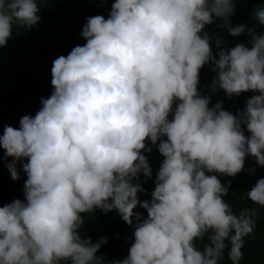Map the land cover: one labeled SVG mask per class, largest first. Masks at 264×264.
<instances>
[{"label": "clouds", "instance_id": "obj_1", "mask_svg": "<svg viewBox=\"0 0 264 264\" xmlns=\"http://www.w3.org/2000/svg\"><path fill=\"white\" fill-rule=\"evenodd\" d=\"M39 11L38 0H0V47L14 26H36ZM234 11L233 0H115L108 18H88L86 43L53 61L41 109L0 136L12 179L18 163L27 175L25 199L0 207V264H104L97 253L107 238L81 235L82 214L97 209L136 222L129 255L114 264H221L225 253L241 264L256 221L233 211L231 181L219 175L235 177L248 156L264 167V33L232 26ZM217 19L233 37L247 32L251 47L221 49L217 59L205 33ZM255 19L264 26V6ZM208 63L213 92L258 93L242 112L201 95ZM149 142L164 160L151 200L141 201L139 177L153 174ZM246 196L264 208V178Z\"/></svg>", "mask_w": 264, "mask_h": 264}, {"label": "trees", "instance_id": "obj_2", "mask_svg": "<svg viewBox=\"0 0 264 264\" xmlns=\"http://www.w3.org/2000/svg\"><path fill=\"white\" fill-rule=\"evenodd\" d=\"M114 2L115 0H38L40 22L30 29L14 26L12 37L6 46L0 47V136L3 135L5 126L19 128L22 117L35 116L41 109V99L48 98L53 91V61L61 55L67 56L75 46L84 45L86 40L81 33L88 18L98 15L108 18ZM233 3L235 11L230 18L232 26L244 24L249 28L255 27L258 33H264V26L259 25L255 19V13L258 7L264 6V0H233ZM223 24L224 21L217 19L205 28V33L211 38L213 55L217 59L221 49L229 50L237 44L251 47L252 38L247 32L233 37L226 27L221 26ZM217 41H220V48H217ZM213 69L214 65L208 63L200 70L198 90L201 95L210 97V107L219 102L224 110L234 115L242 112L248 99L258 93L246 92L228 98L223 90L213 92L211 85L217 78V72ZM242 130L246 136L250 135L246 126L242 125ZM148 147L152 148L151 153L145 151L144 154L153 174L151 178L143 175L139 177L138 182L145 189L138 193L141 201L151 200L156 186V174L164 160L158 146L149 142ZM12 159L5 158L4 149L0 147V207L16 199H25L24 184L27 175L22 170V164L18 163L20 179H12L7 168ZM260 178H264V167L259 166L252 156L246 158L244 171L235 177L219 175L223 184L227 185L231 181L225 201L233 211L237 215L247 212L256 221L253 233L245 237L241 264H264V208L252 203L246 196ZM134 211L147 217V211L141 207ZM82 216L85 220L81 228L83 238L90 237L93 243L107 238V243L97 253V256L104 258V264H114L115 261L127 258L134 242L135 220L130 226L115 210L105 213L97 209L94 213ZM206 242L205 239L199 243L202 246ZM221 264H231L227 253Z\"/></svg>", "mask_w": 264, "mask_h": 264}]
</instances>
